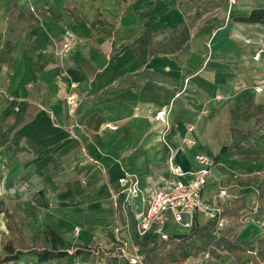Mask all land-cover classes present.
Here are the masks:
<instances>
[{
  "label": "crops",
  "instance_id": "0c3cea01",
  "mask_svg": "<svg viewBox=\"0 0 264 264\" xmlns=\"http://www.w3.org/2000/svg\"><path fill=\"white\" fill-rule=\"evenodd\" d=\"M15 1L0 0V124L8 137L0 144V258L10 244L24 252L18 264H120L105 257L117 228L131 239L124 225L132 215L116 204L119 178L131 172L145 188L170 176L165 126L154 119L162 108L176 163L192 171L197 155L214 160L204 195L227 188L226 202L244 197L252 214L238 238L257 247L264 163L250 158L264 156V25L236 18L264 0ZM66 33L73 50L63 56ZM94 115L98 129L87 124ZM252 116L246 129L232 126ZM233 130L243 137L236 146ZM49 229L81 253L38 261L29 252L51 247Z\"/></svg>",
  "mask_w": 264,
  "mask_h": 264
},
{
  "label": "built area",
  "instance_id": "2783aa9c",
  "mask_svg": "<svg viewBox=\"0 0 264 264\" xmlns=\"http://www.w3.org/2000/svg\"><path fill=\"white\" fill-rule=\"evenodd\" d=\"M61 55L65 56L73 50L72 35L66 33L59 45ZM259 57V55H258ZM76 87V84H72ZM66 102L73 113L78 105V97L75 92L66 96ZM169 109L157 110L154 115L156 121L163 123L164 132L162 141L168 148L167 165L170 173L161 186L141 187L138 175L124 172L119 178L116 204L121 207L125 216L131 214L134 222L135 232L138 238L152 236L159 241L170 240L174 236L189 234L196 225L214 222L213 233L219 236V231L229 225L223 216L222 203L230 197L227 188H219L212 197L204 195V188L209 180L213 178L214 160L205 154L196 156L197 169L185 171L176 163L177 150L173 148L166 139L170 129L168 118ZM106 127L116 129L117 126L106 124ZM190 132L193 126L187 127ZM185 143L193 145L196 140L185 137ZM124 229H129L125 223ZM79 228H75V233ZM116 247L112 252H106L105 257L116 258L120 262L129 264H145L144 255L135 245L132 238L122 235V228L115 230ZM92 252L98 253L95 248ZM255 250H248L252 255ZM218 259L213 257L209 251L202 252L188 259L187 263L201 264L202 262L219 264ZM107 264V263H105Z\"/></svg>",
  "mask_w": 264,
  "mask_h": 264
},
{
  "label": "trees",
  "instance_id": "16d2710c",
  "mask_svg": "<svg viewBox=\"0 0 264 264\" xmlns=\"http://www.w3.org/2000/svg\"><path fill=\"white\" fill-rule=\"evenodd\" d=\"M236 20L244 23L264 25V8L253 9L248 16L238 17ZM147 35L148 31L146 30L140 36L144 45L147 44ZM250 105L251 101L248 100L244 106V112L250 109ZM101 122V117L94 115L90 117L87 124H94V129H98L102 124ZM233 132L235 135L234 146H236L243 137L238 130H233ZM7 142L6 126L0 124V144H6ZM225 150H227V147H224L222 152ZM250 159L264 163V156L251 157ZM256 202L258 204L257 214L264 216V173L257 186ZM221 205L223 216L228 220L229 225L219 231V236L213 233L214 222H207L202 225H196L189 234L174 236L170 240L159 241L152 236L140 239L136 235L132 219L130 227L131 238L144 255V263L186 264L189 258L209 251L218 260H221L224 255L230 256L234 264H264V237L257 241V247H253L250 242L240 241L238 238L239 229L252 214L245 204V198H234ZM48 239L51 241L50 248L34 249L29 252L36 254L38 261L68 258L81 253V250L69 253L65 248L64 241L56 231L49 229ZM4 249L6 254L0 258V264H18L20 257L24 254L22 250H16L10 244L4 245ZM248 250H255V253L248 256ZM246 255L248 256L247 258ZM113 259L115 261L118 260L116 258ZM120 264L129 263L121 262Z\"/></svg>",
  "mask_w": 264,
  "mask_h": 264
},
{
  "label": "rangeland",
  "instance_id": "374dc122",
  "mask_svg": "<svg viewBox=\"0 0 264 264\" xmlns=\"http://www.w3.org/2000/svg\"><path fill=\"white\" fill-rule=\"evenodd\" d=\"M6 2H9L11 5L13 4V3H16V1L15 0H5ZM31 10H32V8H31ZM17 31V30H16ZM234 120V122L232 123V126L233 127H235V128H243V129H246L248 126L247 125H245L250 119L252 120V121H254V117L252 116V117H249V118H239V117H236V118H233ZM253 125V124H252ZM252 125H250V127L252 126ZM259 125V124H258ZM257 126V125H256ZM13 222H15V221H13V220H10V224H13ZM15 226H16V224H15ZM0 247H1V244H0ZM225 262H226V258L225 257H223V259H221V261H220V263L221 264H225ZM186 264H189V263H186ZM191 264V263H190ZM192 264H195V263H192Z\"/></svg>",
  "mask_w": 264,
  "mask_h": 264
}]
</instances>
